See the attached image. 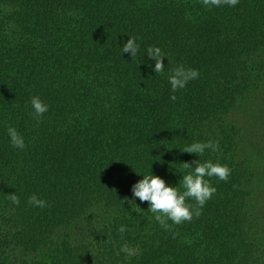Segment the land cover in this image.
<instances>
[{
	"label": "trees",
	"instance_id": "16d2710c",
	"mask_svg": "<svg viewBox=\"0 0 264 264\" xmlns=\"http://www.w3.org/2000/svg\"><path fill=\"white\" fill-rule=\"evenodd\" d=\"M128 37L136 56L121 53ZM178 65L199 76L171 100ZM32 96L49 105L39 123ZM208 140L215 152L180 151ZM263 152L264 0H0V264H264ZM196 159L230 169L198 217L165 229L128 202L138 174L175 186Z\"/></svg>",
	"mask_w": 264,
	"mask_h": 264
},
{
	"label": "clouds",
	"instance_id": "9594fccd",
	"mask_svg": "<svg viewBox=\"0 0 264 264\" xmlns=\"http://www.w3.org/2000/svg\"><path fill=\"white\" fill-rule=\"evenodd\" d=\"M205 6H221L227 5L234 7L239 0H202ZM139 51L137 38L128 37L127 41L121 47V53H128L130 57L136 56ZM148 59L154 61L152 71L161 73L164 71L165 64L162 63V58H165L161 49L157 46H150L146 49ZM199 71L195 68H187L183 65H178L170 70L168 75V84L170 86V99L175 100V93L178 90L184 89L189 81L197 79ZM33 118L39 123V118L42 117L49 109V105L45 103L39 96H32L30 99ZM7 134L11 146L14 149L23 150L26 146L25 139L17 129L13 126L7 127ZM218 148V142L208 140L204 142L196 141L186 145L184 153L195 154L201 156L205 150L215 152ZM183 168L187 170L178 183L173 186L167 184L163 178L154 175L151 171L141 175V179L131 185V200L128 202L134 204L138 198L140 202H148V211L153 214V219L162 228L169 229L168 221L172 224H181L184 221H191L194 216L198 217L201 213L206 201L212 198L216 188L210 183V178L216 177L218 180H227L230 169L227 165L219 162L205 160L199 162L197 159L188 162H182ZM182 189V191H181ZM9 197L13 204H18V197L12 193ZM188 200L195 201V206L188 203ZM27 202L33 207L45 208L47 201L38 198L35 194L28 197ZM120 232H124L123 225L119 228ZM122 251H128L126 247H122Z\"/></svg>",
	"mask_w": 264,
	"mask_h": 264
},
{
	"label": "rangeland",
	"instance_id": "374dc122",
	"mask_svg": "<svg viewBox=\"0 0 264 264\" xmlns=\"http://www.w3.org/2000/svg\"><path fill=\"white\" fill-rule=\"evenodd\" d=\"M238 120L240 119L241 122L246 123L245 119L243 117H238ZM255 122L259 124V120L256 119ZM262 155L256 159L255 161V167L259 172V174L254 179V188H253V201H254V208L258 209V213H263L264 211V152L261 153ZM263 172V173H262ZM261 173V174H260ZM262 220H259L257 224L262 223ZM257 228H262V225H256Z\"/></svg>",
	"mask_w": 264,
	"mask_h": 264
}]
</instances>
